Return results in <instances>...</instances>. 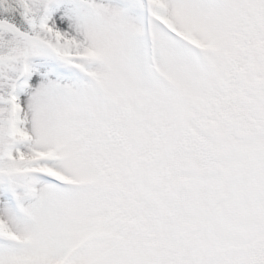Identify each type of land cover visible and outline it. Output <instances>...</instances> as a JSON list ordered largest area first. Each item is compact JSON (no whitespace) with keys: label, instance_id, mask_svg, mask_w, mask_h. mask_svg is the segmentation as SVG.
Instances as JSON below:
<instances>
[{"label":"snow or ice","instance_id":"6c2138e0","mask_svg":"<svg viewBox=\"0 0 264 264\" xmlns=\"http://www.w3.org/2000/svg\"><path fill=\"white\" fill-rule=\"evenodd\" d=\"M0 264H264V0H0Z\"/></svg>","mask_w":264,"mask_h":264}]
</instances>
